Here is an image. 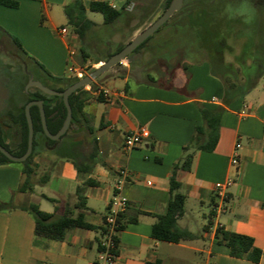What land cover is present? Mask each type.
<instances>
[{
  "label": "crops",
  "instance_id": "obj_1",
  "mask_svg": "<svg viewBox=\"0 0 264 264\" xmlns=\"http://www.w3.org/2000/svg\"><path fill=\"white\" fill-rule=\"evenodd\" d=\"M14 1L16 6L0 4V28L15 36L46 72L72 78L77 76L68 70L69 65L80 67L85 74V66L100 64L102 60L82 61L79 39L63 11L73 0ZM81 1L87 6L91 0ZM125 2L121 1V7ZM59 27L67 32L61 34ZM121 65L119 70L109 68L106 71L111 72L95 81V87L112 90L109 96L102 95L99 100L95 87L90 90V85L85 86L91 92L84 107L91 131L85 138L95 149L89 176L98 181L85 189V209L74 207L75 187L81 179L69 159L38 148L32 158L37 168L31 191L18 190L23 180L20 163L0 164V201L15 205L0 210V264H102L98 245L104 217L111 208L125 223L117 232L115 264H264L263 84L225 105L224 82L219 73H211L207 60L177 67L170 86L135 79L128 61ZM217 106L224 109L214 148L188 149L193 155L190 168L177 172L179 189L185 195L184 213L177 224L195 237L178 242L155 239L150 233L151 224L164 212L173 164L183 156V147L189 144L195 127L204 125L201 107ZM141 126L148 129L149 138L142 145L124 147L125 135ZM87 149L89 152V145ZM233 152L237 154V165L231 164ZM122 171L125 182L114 195ZM45 172L47 179L41 183L39 177ZM229 177L232 183L227 189L226 210L213 217L211 208L218 202L214 183ZM117 197L125 199L124 207L112 204ZM31 202L55 216L64 211L75 216L81 211L83 219L97 228L70 227L61 239L36 235L33 217L24 209ZM188 203L208 207L207 213H202L200 229L192 230L185 221ZM133 217L136 220L130 221ZM218 225L251 236L261 250L259 260L229 255L228 247L216 241Z\"/></svg>",
  "mask_w": 264,
  "mask_h": 264
},
{
  "label": "trees",
  "instance_id": "obj_2",
  "mask_svg": "<svg viewBox=\"0 0 264 264\" xmlns=\"http://www.w3.org/2000/svg\"><path fill=\"white\" fill-rule=\"evenodd\" d=\"M198 0H193L192 3H197ZM170 0H165L164 9L169 4ZM0 4L8 6H16L17 2L14 0H0ZM185 4L182 5V7ZM86 9L90 11H97L103 15V23L107 26H112L116 21L123 18V9H118L109 4L107 0H91L87 6L81 0H73L63 7V11L67 20V24L71 27L73 33H75L79 39L80 46L79 51L82 56V61L89 59V49L91 42H85L84 36L87 31L92 30L97 24L86 17ZM207 14L206 9H202L197 12L194 21L204 20ZM166 22H164L165 24ZM203 23V22H201ZM0 34L7 36L16 48V51L23 55L28 61L38 64L33 58H31L22 48L21 43L17 38L5 32L0 28ZM227 34V33H226ZM150 38H146L137 47H135L127 56L126 59L129 65L133 64V55L138 54L143 48L146 47L147 41ZM85 42V43H84ZM125 43H118L112 51L105 53L103 57L90 58L93 62L106 59L112 53L118 51L123 47ZM218 46L213 52L212 58L209 60L211 65V73L215 74V68L213 62L219 63V69L223 74L219 73V77L224 82L225 90L223 96V102L225 105L229 104L232 100L241 97L248 89L255 85L256 79L259 76L261 67L256 69L250 68V63L245 60H240V55L236 58L239 61V65L234 67L232 62H225L222 55V47L225 46L222 39L217 42ZM179 57V56H178ZM213 60V62H212ZM156 76L147 74V82L159 83L160 85L170 86L172 76L175 70L180 65L185 63L177 60L172 61V55L167 54L163 58H160L158 62ZM26 68V62L24 63ZM121 64L118 62L115 66ZM43 69V68H42ZM91 66L88 67L90 71ZM44 70V69H43ZM45 71V70H44ZM32 74V72H29ZM47 77L56 90H63L66 86L76 81L77 77L64 78L52 76L46 72ZM34 76V74H33ZM35 78V77H34ZM95 78L92 80L90 90L95 87ZM157 80V81H156ZM87 90L85 86H82L75 91L71 92L68 96V101L71 106L72 116L70 124L66 131L56 140L48 138L42 131L40 123V115L37 105L30 106V115L33 123L34 135L33 146L31 153L21 162H18L22 166L23 180L18 187L20 191H31L33 187L32 175L34 174L37 164L32 161L34 154L38 148L49 151L58 158L69 159L76 171L81 182L75 187L76 202L74 207L77 209H85V189L90 185H97L98 181L89 176L91 168L94 164L92 159V153L94 147L92 142L88 143L85 135L90 133L91 127L88 123V118L84 112V107L91 98V92ZM97 99H103L102 94L96 95ZM31 99H42L43 109L46 118L47 128L51 133H55L62 125L63 119L66 114V108L63 103L62 97L58 95H48L40 91L38 88L33 87L25 93L24 101L17 106L14 110H9V115L12 122L19 126V141L17 149H10L5 137L0 128V144L7 150L16 155H21L27 145L28 126L24 113V105ZM223 106H217L215 108L201 107V116L204 125L195 127L194 133L191 136L190 142L187 146L183 147V156L181 159L173 164L171 175L168 182L169 197L165 205L164 212L156 215V220L151 224V236L158 240L178 242L183 239H192L194 234L185 228L179 227L177 219L184 213L185 195L180 191L179 180L177 178L178 170L187 171L190 168L192 161V152L187 151L190 148L212 150L215 146L218 137L219 118L223 111ZM39 135V137H38ZM89 145V152H87V146ZM15 162L7 158L0 152V164ZM47 179V173L45 172L39 177V182L43 183ZM50 201L57 203L58 200L43 195ZM15 205L11 201H0V210L12 209ZM34 220V233L36 235H42L49 239H61L64 235V231L67 228L81 226L90 229H96L97 226L86 222L83 219L82 212L79 211L73 216L69 211H64L62 214L55 216L53 212H46L39 209L35 202L29 203L24 207ZM212 213V212H211ZM117 222L119 229L125 226V223L121 219V214L117 215ZM136 218H130V221H135ZM215 238L218 243H224L228 247L229 255L233 257L246 258L253 262H257L261 255V250L253 244V238L249 235L224 230L221 226H217L215 232ZM100 248V245H98Z\"/></svg>",
  "mask_w": 264,
  "mask_h": 264
},
{
  "label": "rangeland",
  "instance_id": "obj_3",
  "mask_svg": "<svg viewBox=\"0 0 264 264\" xmlns=\"http://www.w3.org/2000/svg\"><path fill=\"white\" fill-rule=\"evenodd\" d=\"M107 1L112 2L116 8L121 7L122 0ZM192 1L183 0L182 5H185L150 35L145 48L133 55V64L129 66L133 78L146 81L147 74L156 76V62L170 53L172 61L182 63L214 59L213 52L219 39H222L225 44L222 47L225 62H232L234 67L241 66L236 60L240 55V60L249 62L251 69L261 67L253 86L255 89L260 88L264 83V0H198L197 3ZM164 4L165 0H126L121 7L124 11L123 18L112 26L103 23V15L100 12L87 10L86 17L97 24L84 36L85 42H91L88 60L103 57L118 43L129 41L134 34L160 15ZM202 9L207 10L204 20L194 21L197 12ZM126 60L125 57L122 61ZM119 66L112 69L119 70ZM213 66L217 73L223 74L219 63L213 62ZM88 67L89 64L84 68L85 74L89 72ZM29 72L44 85H54L32 61H28L16 51L7 36L0 34V128L12 150L18 147L19 126L12 122L8 111L14 110L24 101ZM107 72L111 71L99 75L97 81L102 80ZM32 88L33 86H30L28 90ZM185 209L186 223L192 230L200 229L204 221L202 213H207V205L188 203Z\"/></svg>",
  "mask_w": 264,
  "mask_h": 264
},
{
  "label": "water",
  "instance_id": "obj_4",
  "mask_svg": "<svg viewBox=\"0 0 264 264\" xmlns=\"http://www.w3.org/2000/svg\"><path fill=\"white\" fill-rule=\"evenodd\" d=\"M183 0H170L169 4L165 7V9L158 15L149 25L144 27L138 33L134 34L129 41H127L121 49L112 53L106 59L102 60L98 66L92 68L87 74L79 77L76 81L72 82L68 86H66L63 90L59 91L49 86L44 85L37 79L33 78L31 73H28V80L25 84V90H28V87L33 86L38 88L45 94L48 95H58L62 97L63 103L66 108V114L63 119L62 125L55 132L51 133L47 128L45 113L43 109V100L42 99H31L27 101L24 105V113L28 126V134H27V145L25 151L21 155H16L7 150L3 145L0 144V152L3 153L7 158L15 162L23 161L32 151L33 146V123L30 115V106L37 105L40 115V123L42 127L43 133L50 139L56 140L58 139L68 128L72 116L71 106L68 101V96L71 92L76 89L87 86L89 83L97 78L99 75L104 73L109 68L115 66L118 62H122L125 57L141 42H143L146 38H148L152 33H154L164 22L177 10H179L182 6Z\"/></svg>",
  "mask_w": 264,
  "mask_h": 264
},
{
  "label": "built area",
  "instance_id": "obj_5",
  "mask_svg": "<svg viewBox=\"0 0 264 264\" xmlns=\"http://www.w3.org/2000/svg\"><path fill=\"white\" fill-rule=\"evenodd\" d=\"M58 31L61 34H65L67 29L65 27H59ZM73 53V50L70 51V54ZM68 70L73 72L75 76L78 78L83 75L82 69L80 67H75L72 65L68 66ZM264 86V83H263ZM96 94H102L103 96H109L112 90L109 88L98 85L95 87ZM149 131L146 127L141 126L137 129H134L128 132L124 137V147L129 148L137 145H142L149 138ZM238 144H235L237 146ZM231 164L237 165L238 158L237 154L233 152L231 157ZM125 182L124 171L121 172V175L117 182L114 185V195L118 194V192L122 189ZM232 183V178L229 177L224 181H217L214 183V189L216 196L218 198V202L215 203L211 212L213 217H217L219 214L223 213L226 210L225 203L227 201V189ZM113 205H117L120 207H124L125 199L124 198H115L112 201ZM117 210L115 208H111L103 221V231L102 238L99 242L100 250H99V259L102 264H115V248L117 245V232H118V222L116 218ZM220 226V225H218Z\"/></svg>",
  "mask_w": 264,
  "mask_h": 264
},
{
  "label": "bare ground",
  "instance_id": "obj_6",
  "mask_svg": "<svg viewBox=\"0 0 264 264\" xmlns=\"http://www.w3.org/2000/svg\"><path fill=\"white\" fill-rule=\"evenodd\" d=\"M99 64V63H98Z\"/></svg>",
  "mask_w": 264,
  "mask_h": 264
}]
</instances>
